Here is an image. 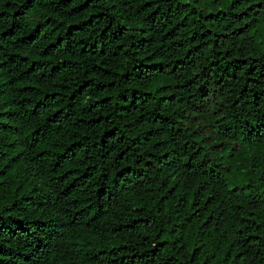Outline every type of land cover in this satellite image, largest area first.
Listing matches in <instances>:
<instances>
[{
	"label": "trees",
	"instance_id": "obj_1",
	"mask_svg": "<svg viewBox=\"0 0 264 264\" xmlns=\"http://www.w3.org/2000/svg\"><path fill=\"white\" fill-rule=\"evenodd\" d=\"M0 264H264V0H0Z\"/></svg>",
	"mask_w": 264,
	"mask_h": 264
},
{
	"label": "rangeland",
	"instance_id": "obj_2",
	"mask_svg": "<svg viewBox=\"0 0 264 264\" xmlns=\"http://www.w3.org/2000/svg\"><path fill=\"white\" fill-rule=\"evenodd\" d=\"M202 98L195 110L187 112L186 124L197 130L212 150H222L228 143L238 150L240 148L239 142L222 137L217 130L215 119L219 118L224 110L221 100L214 99L213 97L207 98L206 95ZM237 159L239 163H242V160H244L239 156Z\"/></svg>",
	"mask_w": 264,
	"mask_h": 264
}]
</instances>
